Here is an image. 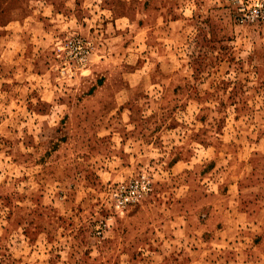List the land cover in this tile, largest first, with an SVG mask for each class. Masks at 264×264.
<instances>
[{
    "label": "rangeland",
    "instance_id": "rangeland-1",
    "mask_svg": "<svg viewBox=\"0 0 264 264\" xmlns=\"http://www.w3.org/2000/svg\"><path fill=\"white\" fill-rule=\"evenodd\" d=\"M74 37L91 55L61 76ZM136 176L150 193L114 213ZM0 264H264V23L224 0H0Z\"/></svg>",
    "mask_w": 264,
    "mask_h": 264
},
{
    "label": "built area",
    "instance_id": "built-area-1",
    "mask_svg": "<svg viewBox=\"0 0 264 264\" xmlns=\"http://www.w3.org/2000/svg\"><path fill=\"white\" fill-rule=\"evenodd\" d=\"M231 9L233 20L240 26H258L264 23V0H224ZM92 46L84 38H70L56 48L55 56L61 62L58 72L63 76L66 67L76 69L83 67L89 60ZM66 65V67L64 66ZM151 187L143 176H136L123 185H117L106 191V196L114 213L136 204L142 197L149 194ZM106 227V223L101 224ZM99 227H97L98 229Z\"/></svg>",
    "mask_w": 264,
    "mask_h": 264
}]
</instances>
